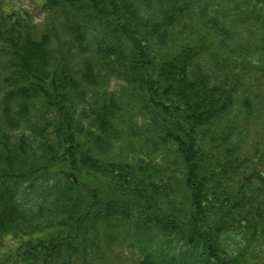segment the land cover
<instances>
[{
    "label": "trees",
    "instance_id": "16d2710c",
    "mask_svg": "<svg viewBox=\"0 0 264 264\" xmlns=\"http://www.w3.org/2000/svg\"><path fill=\"white\" fill-rule=\"evenodd\" d=\"M5 2L0 264H264V0Z\"/></svg>",
    "mask_w": 264,
    "mask_h": 264
},
{
    "label": "rangeland",
    "instance_id": "374dc122",
    "mask_svg": "<svg viewBox=\"0 0 264 264\" xmlns=\"http://www.w3.org/2000/svg\"><path fill=\"white\" fill-rule=\"evenodd\" d=\"M38 0H6L5 9L7 11L24 9L38 14ZM39 20V18H37Z\"/></svg>",
    "mask_w": 264,
    "mask_h": 264
}]
</instances>
